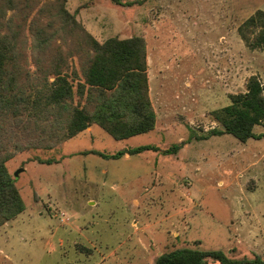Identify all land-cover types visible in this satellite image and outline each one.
<instances>
[{"label": "rangeland", "instance_id": "1", "mask_svg": "<svg viewBox=\"0 0 264 264\" xmlns=\"http://www.w3.org/2000/svg\"><path fill=\"white\" fill-rule=\"evenodd\" d=\"M66 9L101 42L145 39L156 126L117 140L94 124L58 142L44 125V110L27 129L0 114L7 148L19 132L22 142L40 143L6 162L25 209L0 226V264H154L178 247L264 261V136L242 142L229 133L210 135L222 129L211 112L230 104L231 93L245 91L250 75L264 81V50L249 48L238 31L264 10V0H67ZM10 17L17 29L18 17L9 10L0 17L2 33L10 32ZM29 19L19 47L33 71ZM66 40H57L65 53L72 46L80 54L87 44L80 37ZM141 145L178 149L116 159L81 153Z\"/></svg>", "mask_w": 264, "mask_h": 264}, {"label": "trees", "instance_id": "2", "mask_svg": "<svg viewBox=\"0 0 264 264\" xmlns=\"http://www.w3.org/2000/svg\"><path fill=\"white\" fill-rule=\"evenodd\" d=\"M66 2L0 0V17L9 10L18 17L16 30L11 24L14 19L10 17L7 19L10 32L0 31V114L5 118L10 115L17 127L27 129L31 120L36 124L41 120L38 112L44 110L45 115L48 114L44 125L54 129L53 136L58 142L94 124L117 140L152 131L156 126L157 113L150 96L145 39L142 36L111 37L101 42L76 21L75 16L66 9ZM31 7L37 10L29 19L34 11ZM46 15L48 18L43 20ZM28 19L33 40L30 49L34 57L33 71L25 63V50L19 47V36ZM238 31L249 48L264 50V10L258 9L246 18ZM68 36L86 40L87 44L79 47L80 54L72 46L65 53L57 44L58 39L66 42ZM76 55L79 61H76ZM49 76L54 79L50 80ZM75 95L79 96L78 102ZM81 98L86 99L85 103L81 102ZM229 98L230 104L211 112L222 129L214 128L210 130V135L229 133L242 142L263 137L264 133L257 134L255 127H264V81L257 74H252L247 79L245 91L231 93ZM51 114L55 115V119L51 120ZM24 115L35 116L34 119L24 120ZM1 134L0 125V137ZM21 137L20 132L16 133L12 150L0 141V226L25 209L6 162L16 151L40 143L33 140L22 142ZM52 142L46 143V146H52ZM177 149V146L161 149L156 145H141L116 153L98 150L81 153L116 159L125 153L132 155L147 150L169 153ZM43 162L50 163L51 160ZM210 259L221 264H264L258 257L234 260L222 250L191 247L163 251L154 264H208Z\"/></svg>", "mask_w": 264, "mask_h": 264}, {"label": "water", "instance_id": "3", "mask_svg": "<svg viewBox=\"0 0 264 264\" xmlns=\"http://www.w3.org/2000/svg\"><path fill=\"white\" fill-rule=\"evenodd\" d=\"M24 170V168H20L15 172V177H18L20 172H22Z\"/></svg>", "mask_w": 264, "mask_h": 264}, {"label": "crops", "instance_id": "4", "mask_svg": "<svg viewBox=\"0 0 264 264\" xmlns=\"http://www.w3.org/2000/svg\"><path fill=\"white\" fill-rule=\"evenodd\" d=\"M129 148V147H128ZM130 154L129 153H125V156H129Z\"/></svg>", "mask_w": 264, "mask_h": 264}, {"label": "built area", "instance_id": "5", "mask_svg": "<svg viewBox=\"0 0 264 264\" xmlns=\"http://www.w3.org/2000/svg\"><path fill=\"white\" fill-rule=\"evenodd\" d=\"M61 216H64L65 214L63 213V212H61V214H60Z\"/></svg>", "mask_w": 264, "mask_h": 264}]
</instances>
